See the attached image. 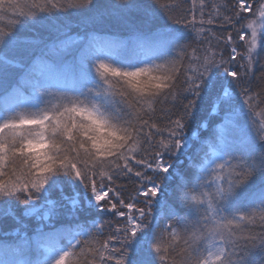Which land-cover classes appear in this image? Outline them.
<instances>
[{
  "label": "snow or ice",
  "instance_id": "snow-or-ice-1",
  "mask_svg": "<svg viewBox=\"0 0 264 264\" xmlns=\"http://www.w3.org/2000/svg\"><path fill=\"white\" fill-rule=\"evenodd\" d=\"M73 20L148 38L76 41ZM27 27L51 43L18 39ZM74 46L71 64L49 61ZM261 61L264 0H0V217L52 224L36 227L42 258L12 264H264ZM206 96L215 114L224 105L227 135L213 129L189 155L187 121ZM178 102L179 115H157ZM99 213L112 219L79 223Z\"/></svg>",
  "mask_w": 264,
  "mask_h": 264
},
{
  "label": "trees",
  "instance_id": "trees-1",
  "mask_svg": "<svg viewBox=\"0 0 264 264\" xmlns=\"http://www.w3.org/2000/svg\"><path fill=\"white\" fill-rule=\"evenodd\" d=\"M23 3V0H20ZM114 3L120 4L122 0H113ZM131 2V0H130ZM114 16L118 17L120 15V10H114ZM71 30L67 33L72 37L73 40L79 41L80 38H84L86 36V32L91 34L95 37V42L97 44H103L106 41H120L125 42L129 46L131 43L137 38H148L147 32L149 30H142L144 31V37H139L138 33L131 30L129 27L124 25L117 24L115 20L109 23H97V24H89L85 29L84 26L79 24L76 20H73L70 25ZM154 30V29H153ZM61 39L64 38L63 32L58 34ZM17 37L22 41H31L33 39H45L51 43V40L47 37V35H38L32 28H22L17 30ZM192 46L198 47V42L194 39V34L192 36ZM5 52L11 56L13 53L9 50L5 49ZM78 55L77 48L74 46L73 48L69 49L66 52L61 53L62 60L58 59L55 56L48 57L49 61L52 63L57 64L58 66L62 63L66 62L71 64L74 60V57ZM264 63V61H261ZM256 76L259 78L261 76V71L256 72ZM183 77H181V81ZM260 85V80L257 79L253 82V87H258ZM178 89H182V83L178 85ZM238 92L239 89H236ZM190 98V97H189ZM2 103V100H0ZM183 103H187V100H184ZM215 104V97L214 96H206L200 102H198V111L194 112L193 119L188 120L187 124L188 127L185 129V133L188 136H192V143L193 146L188 151V154L191 155L195 152L196 148L199 147L201 140L208 139L212 133L213 129L216 130L217 133H223L227 135V129L224 127V121L222 117L224 116V105H221L219 114H215L212 111V105ZM164 107L165 109L171 108L173 116L179 115L181 111H183L181 104L178 102L175 107H172V104L169 103L167 105H157V115L159 116V109ZM162 125L166 124V120L161 122ZM206 124V127H199L201 124ZM197 130L196 135L194 136V131ZM197 136L199 139H197ZM181 159L185 162L184 165L180 166L179 171L181 174H184V168L187 164V156L181 157ZM118 184L122 185L123 195L127 198L132 195H135L136 183L135 181H129L127 179H122L117 182ZM166 184L167 190L165 193V198H168V195L172 192V189L175 187L176 180H169L163 181ZM64 195L72 196L73 191L71 188L65 186ZM61 196L59 190H53L50 193V198L53 200H58ZM40 202L38 201L37 204ZM12 208L16 216H21L22 212L24 211V206L18 202H12ZM93 218H99V220H110L112 219L111 215L108 213H99L98 215L88 216L85 214L80 215L79 223L84 225V227L91 226V220ZM22 225L24 227V231H20V235H17L13 229L19 228L18 225L11 215L0 217V260H4L8 262V264H12L14 261H25V260H35L38 257L42 258V250L38 249V244L40 243V237L36 233V227L38 223L43 225H48V227H44V231L47 232L52 227V224L45 220V221H37L36 217L29 216V217H22ZM174 222V221H173ZM62 222H56L55 227H60ZM26 226V227H25ZM27 238V243H25V239ZM10 249V251H5V249Z\"/></svg>",
  "mask_w": 264,
  "mask_h": 264
},
{
  "label": "rangeland",
  "instance_id": "rangeland-1",
  "mask_svg": "<svg viewBox=\"0 0 264 264\" xmlns=\"http://www.w3.org/2000/svg\"><path fill=\"white\" fill-rule=\"evenodd\" d=\"M212 111H214V105H212ZM204 124H205V123H204ZM192 146H193V143L191 142V147H192ZM191 147H190V148H191ZM190 148L188 149V151L190 150ZM95 219H96V220H99V218H95ZM23 223H24V222H22V225H23ZM22 225H20L19 228H18L20 231H24V227H23ZM16 229H17V228H16Z\"/></svg>",
  "mask_w": 264,
  "mask_h": 264
},
{
  "label": "water",
  "instance_id": "water-1",
  "mask_svg": "<svg viewBox=\"0 0 264 264\" xmlns=\"http://www.w3.org/2000/svg\"><path fill=\"white\" fill-rule=\"evenodd\" d=\"M196 132V131H195Z\"/></svg>",
  "mask_w": 264,
  "mask_h": 264
}]
</instances>
